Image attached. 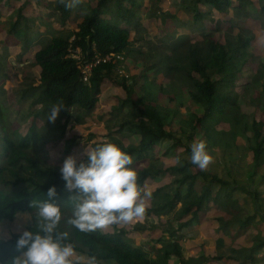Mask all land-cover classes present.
I'll return each mask as SVG.
<instances>
[{"label":"trees","instance_id":"16d2710c","mask_svg":"<svg viewBox=\"0 0 264 264\" xmlns=\"http://www.w3.org/2000/svg\"><path fill=\"white\" fill-rule=\"evenodd\" d=\"M163 1L65 0L62 3L56 0L54 5L48 0H0V19L8 24L7 29L0 31V97L7 93L3 83L8 79L11 50L22 40L27 43L23 47L24 54L35 50L34 39L30 36L35 32L37 15L43 13L44 17L51 10L58 11L61 22L60 33L33 55L38 79L29 88L22 87L21 106L32 99L29 110L34 132L1 133L6 131L9 116L4 115L7 108L0 103V115L6 118L0 117V227L12 229L9 238H0V264H11L12 258L21 254L16 249V242L23 231H39L37 209L31 204L32 201L48 200V189L53 186L57 194L51 202L61 207L62 213L57 231L68 233V239L63 243L73 244L80 255L95 256L99 264H172L173 257L181 259L183 248L188 251L191 245L185 239L186 234L180 233L195 224L211 227L213 219L219 222L218 233L240 240L233 243L226 254L206 257L205 264L221 261L228 264L240 259L245 264H259L264 260V221L259 214L247 213L246 199L242 197L250 196L259 201L264 190V175L259 181V190L254 192L240 185L236 178L229 175L228 179L224 171L214 172L212 163L200 169L190 162L194 141L206 142L209 154L219 144L234 154L245 145V140L251 154L252 176L264 166V121L257 115L249 121L250 117L242 112L239 104V98L243 96L248 106L264 107V65L258 66L252 82H246L247 95L238 92V82L243 79L244 67L251 58L248 48L257 45L259 39L255 34L246 38L241 32L231 36L247 18L258 22L264 30V0H180L175 3L178 9L173 11L170 0H165L167 4L160 8ZM66 3L73 6L66 7ZM79 16L82 21L78 22ZM147 18H157L160 23L172 18L181 20L178 31L190 34L187 43L175 41L179 32L160 39L161 49L170 52L165 57L172 62L166 76L178 72L180 77L177 79L189 90L191 103L203 110L202 114L182 117V126L176 131L168 130L162 101L155 92L164 86L151 74L144 71L128 79L118 76L115 64L102 63L93 69L87 84L78 66L81 60L70 57V49L76 48L82 51L83 63L110 53L124 56L144 53L134 45L142 42L143 35L148 32ZM184 18L187 20H182ZM70 24L75 28H70ZM4 32L6 35L2 36ZM7 44L12 45L8 50L4 47ZM154 68L155 65L150 69ZM142 79L139 85L138 81ZM107 82L125 92V99L119 101L112 117L117 118L127 109V115L136 118L133 124L123 122L119 127L120 132H125V127L131 126L128 131L140 137L138 145L120 148L132 157L131 167L137 172L140 188L143 192L150 190L160 175L172 178L170 184L154 189L150 194L153 208L145 209L146 215L140 216L161 219L175 214L169 218L171 230L163 233L160 240L163 245L157 248L155 257L146 249L132 245L124 231L103 233L97 229L84 233L70 225L67 221L72 217L76 203L72 198L80 193L66 190L60 168L39 155V145L43 148L48 142H59L66 137L75 110L87 114L98 109ZM258 85L262 87L258 96L248 95ZM137 87L140 90L138 98ZM54 104L64 108L53 123L47 121V117ZM81 116L77 114V118ZM37 121L42 123L41 127L37 126ZM169 141L172 144L166 152L162 156L157 154L156 148ZM170 151L174 152L173 157L169 156ZM85 161L87 157L81 160ZM218 204L225 206L226 211L211 214L213 205ZM206 210L210 212L205 214ZM225 215H231L230 219L225 220ZM21 217L25 218L23 223L15 228L16 220ZM172 219L180 222L177 228L173 227ZM236 223L238 234L232 236V227ZM234 253L237 256L232 258Z\"/></svg>","mask_w":264,"mask_h":264},{"label":"rangeland","instance_id":"374dc122","mask_svg":"<svg viewBox=\"0 0 264 264\" xmlns=\"http://www.w3.org/2000/svg\"><path fill=\"white\" fill-rule=\"evenodd\" d=\"M53 2L55 5L56 0H48ZM172 2L171 11L177 10L175 3L180 2V0H170ZM167 4V1L160 3L159 7ZM149 8V5H148ZM151 9V6H150ZM170 15V13L168 12ZM9 16L6 17L7 20ZM159 19H146L148 25V32L143 35L144 40L136 45L134 48L144 52L142 54H129L126 55L124 61L121 63L125 74L128 76V79L136 77L140 74L146 73L151 74L154 80L163 84V89L155 90L157 93L158 99L162 101V108H164V115L167 116L166 124L169 131H176L180 126H182L183 119L190 118L193 113L202 114L203 110L201 107L193 105L190 101L189 90L185 84L179 81L177 78L180 77V74L176 72L170 76H166V72L169 66H172V62L165 57L168 53L166 50L161 49L160 39L169 35L171 33H176L178 31L179 22L181 20H167L164 23L158 22ZM182 20H187L184 18ZM77 21H82V16H79ZM61 22L59 20L58 11L51 10L45 14L43 13L37 15L35 20V32L30 36V39H34V52L29 51L31 54H24L23 47H25L26 41L22 40L19 46L16 49L11 50V54L8 57V79L3 83L4 89L7 93L0 97V103L7 108V111L4 112V115L9 116L6 125V131L1 133H12L14 131H19L22 134H32L34 132L32 128L33 116L30 114V100H27L22 106L20 104V96L23 93V88H29L32 84H35L36 79H38V70L34 64L33 55L34 53L46 47L51 39L57 36L60 33ZM237 26V25H236ZM235 26V27H236ZM8 24L2 22L0 19V31L7 29ZM70 28H75L73 24L69 25ZM227 27H223L226 30ZM162 31L160 34L159 32ZM244 34L246 38H249V34H255L257 36L258 43L253 47L248 48L251 58L244 67V76L243 79L238 82V92L240 95L246 94V82H252L256 76L259 67L264 65V30L259 26L258 22H255L252 19H245L240 23V27L235 29L233 35L236 36L238 33ZM183 33V32H182ZM176 34V42H188L189 35L185 33ZM4 32L2 36H5ZM1 36V37H2ZM8 38V37H7ZM149 42V43H148ZM8 50L12 47L11 44L4 45ZM21 58V60H20ZM156 66L154 69L151 67ZM120 76V75H118ZM117 76V78H118ZM125 76V75H123ZM121 77V76H120ZM143 82L139 80L138 83L141 85ZM107 89L100 97V105L92 113L84 114L82 111L75 110L73 113L72 122L68 127L67 135L64 139L59 142H48L42 148L40 145L38 149L40 150L39 155L47 160L50 164L58 166L60 169L64 161L69 157L73 156L77 159V162H81L83 158H86V151H91L98 145L104 143H115L121 148H127L130 146L138 145L140 137L137 134H132L128 131V128L131 129V126H126L125 132H120V125L124 122H129L133 124L136 121L131 116L127 115V109L117 118L112 117V112L115 111L116 107L119 104L120 100L125 99V92L122 88L114 85L113 83L107 82ZM262 90L261 85H258L256 89L250 91L252 97H257L259 92ZM159 91V92H158ZM140 96V90L136 88V98ZM239 104L241 105L242 112L248 114L250 117L249 121L252 120L254 115H257L261 121H264V107L263 106H248L247 99L243 96L239 98ZM120 106V105H119ZM169 108V109H168ZM168 111V112H167ZM77 114L82 115L80 118H77ZM61 115V113L59 114ZM3 120H6L5 116L0 115ZM113 120V121H112ZM2 123V122H0ZM11 123V125H10ZM37 126L41 127L42 123L37 121ZM172 144L171 141L166 142L165 145L158 146L156 148L157 154L162 156L167 147H170ZM245 145L237 150L234 154L232 151L227 150L223 144H219L217 148L210 151V156L212 157V170L214 172H225V176L229 179V175L232 178L239 180V184L245 186L247 189L257 192L260 186V179L264 175V166L258 171L256 176H252V164H251V154L248 149V141L244 140ZM169 156L173 157L174 152L170 151ZM227 171V172H226ZM172 178L168 175H160L158 179L151 184V189L146 192H142V198H144V203L146 209L153 208V198L151 195L144 197V193H152L155 188H160L165 185L170 184ZM74 191V190H73ZM71 192V191H69ZM68 192V193H69ZM246 199V211L249 214H259L264 221V190L260 197L259 201L254 200L250 196H242ZM262 204V205H261ZM212 213H223L226 211L225 206L218 204L217 206L213 205ZM208 213V211H205ZM147 211L145 210L143 215H146ZM175 214L171 213L168 217L164 216L161 219L157 217H149L145 219L144 217L134 218L132 221L127 223L121 222L117 227L109 225L105 228L100 229L103 233H117L125 232L126 239L132 243L134 246H140L150 253L156 256L157 248H160L163 243L160 240L163 237V233L171 230L168 222L169 218H172ZM231 215H225L224 219L229 220ZM25 218L21 217L16 220L15 228H19L23 223ZM187 220V219H185ZM184 220V221H185ZM173 227L177 228L179 223L178 221L172 219L170 220ZM219 222L214 221L213 227L210 229V232L207 235H203L202 231L200 232L198 227L195 225L194 229L183 230L180 234H185L190 232L189 238L191 245L189 250L183 248V257L177 258L173 257L172 264H205L207 263V258L210 256H217L221 254H226L229 250V244L235 243V240H231L228 236L225 237L222 234L217 233ZM209 228V227H207ZM261 228V227H260ZM238 224L233 225L232 232L237 235ZM174 231L175 229L172 228ZM12 229L6 227H0V238L7 239L10 237ZM176 231V230H175ZM169 236V234H168ZM187 236V235H186ZM224 239V246L221 242L216 245V242L219 238ZM170 238V236H169ZM169 238H165L166 240ZM206 239V240H205ZM188 242V243H189ZM249 241H247L248 243ZM188 245V244H186ZM237 256L236 253L233 254L232 258ZM236 260V259H235ZM243 259L236 260L235 262L228 264H245ZM209 263V262H208ZM215 264H226L224 262H216ZM259 264H264V261Z\"/></svg>","mask_w":264,"mask_h":264},{"label":"clouds","instance_id":"9594fccd","mask_svg":"<svg viewBox=\"0 0 264 264\" xmlns=\"http://www.w3.org/2000/svg\"><path fill=\"white\" fill-rule=\"evenodd\" d=\"M65 3V0H61ZM72 3H66L71 8ZM60 104L51 106L47 121L55 122ZM87 161L77 162L69 156L60 172L68 191L80 193L73 197L76 203L68 223L81 232L88 233L116 223H127L144 214L146 206L143 190L137 183V172L132 157L115 143L98 145L86 151ZM190 162L205 169L212 162L206 142L194 141ZM57 194L55 186L48 189V200L32 201L37 209L36 224L39 231L25 230L16 242L21 254L12 258L11 264H99L95 256L85 257L77 253L68 239L67 232H58L62 219L61 207L51 200ZM150 193H144L147 197Z\"/></svg>","mask_w":264,"mask_h":264},{"label":"built area","instance_id":"2783aa9c","mask_svg":"<svg viewBox=\"0 0 264 264\" xmlns=\"http://www.w3.org/2000/svg\"><path fill=\"white\" fill-rule=\"evenodd\" d=\"M70 57L72 59L75 60H81V63L78 64L79 69L82 71L83 74V81L85 83H89V79L91 77L92 71L95 67H97L98 65L102 64V63H113L115 64L117 73L120 76L125 75L126 77H128L123 68L121 67V63L124 61V54H120V53H110L105 57H100L97 56L96 58L93 59V61H90L88 63H83L82 62V51L80 48H76L75 50L70 49Z\"/></svg>","mask_w":264,"mask_h":264},{"label":"crops","instance_id":"0c3cea01","mask_svg":"<svg viewBox=\"0 0 264 264\" xmlns=\"http://www.w3.org/2000/svg\"><path fill=\"white\" fill-rule=\"evenodd\" d=\"M102 95H103V94H102ZM102 95H101V96H102ZM207 211H208V213L210 212L209 210H207ZM211 212H212V211H211ZM208 213L205 212V214H208ZM215 220H216V219H213V220H212V223H211L212 225H211V227L208 226L209 228H205L204 226L199 225V224H195V225L198 227V229H199L200 232H201V231L203 232V233H202L203 235H207V237H208V236H209L208 233L210 232V229L213 227V225H214V221H215ZM195 225H194V226H195ZM194 226H193V227H190V228H187V229H184V230L194 229ZM218 228H219V224H218ZM261 228H262V227H261ZM217 230H218V229H217ZM232 230H233V227H232ZM237 231H238V229H237ZM190 233H191V231L185 233V234L187 235L186 238H189V237H191V236L193 235V234L190 235ZM217 233H218V232H217ZM218 234H222V233H218ZM237 234H238V233H237ZM222 235H223V234H222ZM234 235H235V234L232 232V236H234ZM223 236L227 237V235H223ZM235 236H236V235H235ZM228 237H229L231 240H233L232 237H230V236H228ZM188 240L192 241L191 239H188ZM205 240H206V239H205ZM239 240H240V239H237V240H235V241H239ZM220 242H221L224 246H226L225 243H224L225 241H224L223 237H222V238L220 237V238L218 239V241L216 242V245L219 244ZM231 244H232V242H231ZM231 244H229V245L231 246ZM230 246H229V247H230ZM263 261H264V260H263ZM261 262H262V261H261Z\"/></svg>","mask_w":264,"mask_h":264}]
</instances>
